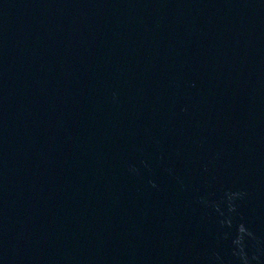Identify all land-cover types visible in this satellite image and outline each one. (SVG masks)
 <instances>
[{"label":"water","instance_id":"water-1","mask_svg":"<svg viewBox=\"0 0 264 264\" xmlns=\"http://www.w3.org/2000/svg\"><path fill=\"white\" fill-rule=\"evenodd\" d=\"M0 264H264V0H0Z\"/></svg>","mask_w":264,"mask_h":264}]
</instances>
